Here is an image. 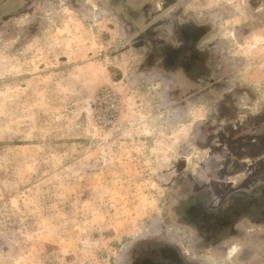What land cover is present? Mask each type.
Listing matches in <instances>:
<instances>
[{"label":"rangeland","instance_id":"obj_1","mask_svg":"<svg viewBox=\"0 0 264 264\" xmlns=\"http://www.w3.org/2000/svg\"><path fill=\"white\" fill-rule=\"evenodd\" d=\"M114 1L0 0V264H126L130 246L155 236L158 215L184 234L174 210L186 193L264 180V161L228 180L213 168L223 136L198 135L206 110L182 108L166 78L141 68ZM237 17L214 23L222 39L235 40L249 11ZM262 41H236L227 64L257 96ZM261 130L264 146V121ZM258 227L246 232L257 247Z\"/></svg>","mask_w":264,"mask_h":264},{"label":"clouds","instance_id":"obj_2","mask_svg":"<svg viewBox=\"0 0 264 264\" xmlns=\"http://www.w3.org/2000/svg\"><path fill=\"white\" fill-rule=\"evenodd\" d=\"M260 2L261 7L253 9V0H173V3L169 4L175 13L173 16L184 21L183 27L176 33L179 42L173 47L183 48L186 54L211 56L221 69L226 64H233L235 57L230 49L237 46L236 41L243 44L244 38L253 33L264 37V0ZM241 9H247L249 17L246 23L241 24L235 40L222 39L219 28L213 31L212 23L219 21L221 27L224 22L234 23ZM204 20L209 23H200ZM202 43L206 47L202 48ZM253 60L261 70V80H264V41L254 50ZM201 100V96L192 94L177 103L186 109L189 105L200 103ZM250 100L252 103L260 104L262 97L260 93L258 96L254 94ZM188 222L196 230L185 229L184 234L180 235L170 227L173 223L170 214L156 217L158 231L155 236L165 242L171 241L168 247L174 253L172 264H264V243L257 247L252 236L233 235L225 229L209 237L198 230L194 221ZM5 264H8V261H5Z\"/></svg>","mask_w":264,"mask_h":264},{"label":"flooded vegetation","instance_id":"obj_3","mask_svg":"<svg viewBox=\"0 0 264 264\" xmlns=\"http://www.w3.org/2000/svg\"><path fill=\"white\" fill-rule=\"evenodd\" d=\"M165 3L166 0H161V12L167 9L164 7ZM114 4H119L124 9L130 27L133 26V23L146 21V18L141 14L142 10L137 6H130L125 0H115ZM171 18L167 17L163 24L169 26V29H166V32L162 34L160 67L176 72L180 77L179 84L183 87L182 92L186 94L190 92L189 85L198 84L197 82L201 81L200 79L210 69L211 57L186 54L183 48L173 47L179 42L176 33L183 27L184 21L177 20L173 15ZM184 20H187V14H185ZM146 33H148L146 30H141L135 34L133 40L135 46H143ZM152 56L153 53L150 52L146 58L145 52L141 68L146 69V62H150ZM216 181V185L222 183L218 182L220 180ZM174 218L178 225L189 231L196 230L188 222L189 220L194 221L198 230L206 233L209 237L225 229H228L233 235L247 234L246 232L253 230L251 226H259L257 229L259 232L255 233L262 241L264 236V180L229 188L226 192L206 186L186 193L184 199L179 200L174 210ZM137 242L128 249L125 256L126 264H172L174 253L168 247L171 241L165 242L157 236H147L146 239Z\"/></svg>","mask_w":264,"mask_h":264},{"label":"crops","instance_id":"obj_4","mask_svg":"<svg viewBox=\"0 0 264 264\" xmlns=\"http://www.w3.org/2000/svg\"><path fill=\"white\" fill-rule=\"evenodd\" d=\"M125 1L130 6L135 5L140 8L142 10L141 14L146 18V21L133 23V26L130 27L124 9L119 4L114 7L120 9L122 16L126 17V22L131 28L130 32H132L133 37L141 30L148 32L143 46H137V48H142L143 57L145 52L146 58L150 55V52L153 53L150 62H146V69L143 68L146 74L166 78L169 92L175 102L192 94L201 96V102L192 106L206 110L207 114L206 118L203 119V123L207 122L204 125L209 127L205 132L206 134L199 130L198 135L201 133L202 136L209 137V135L215 136L220 133L223 136L224 140L221 148H216L217 152L223 153V158L222 160H216L213 168L228 169V173L225 175L226 180L230 179L229 176L238 172L241 167L248 166V163L253 169L262 168L264 146L261 127L264 117L262 111L258 109L260 104L252 103L250 100V97L255 94L250 89L252 87L240 83L241 78L239 79L235 75V69L227 67V64L221 69L219 64L210 56L211 67L200 79L201 81L197 82L198 84L201 83L199 85L190 84V92L183 94V87L179 84L180 77L176 72L167 71L160 67L159 56L161 44L163 43L162 34L166 32V29H169V26L163 24H165L167 17L172 19V14L169 12L170 6L164 12H161V0ZM212 29L215 31L214 23ZM201 47L204 48L206 45L202 43ZM217 122L219 123V127H217V129L220 128L219 131L209 129Z\"/></svg>","mask_w":264,"mask_h":264},{"label":"snow or ice","instance_id":"obj_5","mask_svg":"<svg viewBox=\"0 0 264 264\" xmlns=\"http://www.w3.org/2000/svg\"><path fill=\"white\" fill-rule=\"evenodd\" d=\"M171 3H173V0H166V3L164 4V7L168 8V5L171 4ZM169 12H170V14L175 15L173 10L169 9ZM259 91H260V95L262 97L260 106H261V109H264V80H262V82H261V87H260ZM192 132H193V135H195L196 129L193 128Z\"/></svg>","mask_w":264,"mask_h":264},{"label":"built area","instance_id":"obj_6","mask_svg":"<svg viewBox=\"0 0 264 264\" xmlns=\"http://www.w3.org/2000/svg\"><path fill=\"white\" fill-rule=\"evenodd\" d=\"M117 105H118V103H117V101H115V99H114V103L113 102L110 103L111 114L109 115V117L112 118L113 120L116 119Z\"/></svg>","mask_w":264,"mask_h":264}]
</instances>
